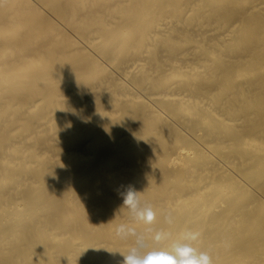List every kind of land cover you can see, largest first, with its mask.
Masks as SVG:
<instances>
[{
  "label": "bare ground",
  "instance_id": "1",
  "mask_svg": "<svg viewBox=\"0 0 264 264\" xmlns=\"http://www.w3.org/2000/svg\"><path fill=\"white\" fill-rule=\"evenodd\" d=\"M120 224L264 264V0H0V264H121Z\"/></svg>",
  "mask_w": 264,
  "mask_h": 264
},
{
  "label": "clouds",
  "instance_id": "2",
  "mask_svg": "<svg viewBox=\"0 0 264 264\" xmlns=\"http://www.w3.org/2000/svg\"><path fill=\"white\" fill-rule=\"evenodd\" d=\"M123 197V208H127L134 220L151 225L155 219V212L150 203L140 199V193L131 186L126 192L120 193ZM165 220L171 224L173 217L171 213L165 216ZM151 228L146 232L151 233ZM116 235L127 240L129 237L135 238V244L131 246L127 254L120 252L124 257L121 264H212V258L206 251H201L194 247L192 241L197 240L198 233L188 232L181 240L175 241L170 249L152 248L148 249L145 234L137 232L136 228L127 224H120L116 228ZM170 234L156 232L152 239L156 244L168 239Z\"/></svg>",
  "mask_w": 264,
  "mask_h": 264
}]
</instances>
